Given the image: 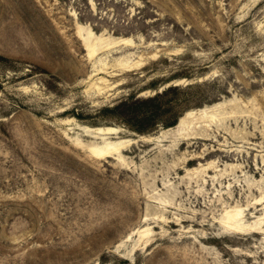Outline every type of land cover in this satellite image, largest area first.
I'll list each match as a JSON object with an SVG mask.
<instances>
[{
    "label": "rangeland",
    "instance_id": "1",
    "mask_svg": "<svg viewBox=\"0 0 264 264\" xmlns=\"http://www.w3.org/2000/svg\"><path fill=\"white\" fill-rule=\"evenodd\" d=\"M0 264H264V0H0Z\"/></svg>",
    "mask_w": 264,
    "mask_h": 264
},
{
    "label": "bare ground",
    "instance_id": "2",
    "mask_svg": "<svg viewBox=\"0 0 264 264\" xmlns=\"http://www.w3.org/2000/svg\"><path fill=\"white\" fill-rule=\"evenodd\" d=\"M123 41L126 44L131 43L130 39H124ZM87 49L90 55H94L97 51L100 50V48L97 49L91 43H88ZM127 66L132 67V65H127ZM223 107H224L223 104L217 103V104L205 106L204 108H200V109L188 110L178 120L177 125L172 126V127H167L163 129V132L164 134H167V133H170L171 130H174L180 135V137L184 138L188 134H190L191 131H193L194 124H195V127L198 128L199 125L196 126V124L198 123H201L202 126H205L203 124L207 122L215 121L216 116L219 114V110L222 109ZM96 130L98 133L105 134V135L119 133V128L115 125L107 126V127H97ZM140 137L145 141H149L152 138V136H147V135H141ZM127 142L129 141L123 140V139L118 140V141L109 140L105 142L104 145H102L101 147H95L93 151L101 157L102 156H113L118 159V157H120L121 151L124 150V148L128 144ZM239 215H240V212H236V213L229 212L228 220L232 221L235 218H237ZM229 224L232 225V223H229Z\"/></svg>",
    "mask_w": 264,
    "mask_h": 264
},
{
    "label": "trees",
    "instance_id": "3",
    "mask_svg": "<svg viewBox=\"0 0 264 264\" xmlns=\"http://www.w3.org/2000/svg\"><path fill=\"white\" fill-rule=\"evenodd\" d=\"M159 97L160 95L151 99L143 100L142 102H140V104L138 102L134 104H123L124 108L121 110V112L124 120L127 122V124L130 125L131 128L135 129L136 131H139L140 133L147 132V129L144 126L146 121H149L150 117L152 116V114L148 115L146 113L150 108H152L147 107V105L150 102L156 101ZM144 105L146 106V108H144ZM175 124L176 123L173 122L169 125V127L175 126Z\"/></svg>",
    "mask_w": 264,
    "mask_h": 264
}]
</instances>
